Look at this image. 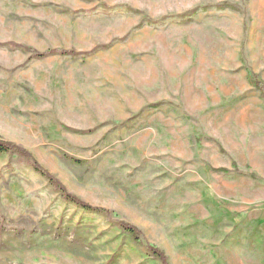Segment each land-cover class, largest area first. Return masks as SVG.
Listing matches in <instances>:
<instances>
[{"label": "rangeland", "instance_id": "rangeland-1", "mask_svg": "<svg viewBox=\"0 0 264 264\" xmlns=\"http://www.w3.org/2000/svg\"><path fill=\"white\" fill-rule=\"evenodd\" d=\"M253 77L264 0H0V141L107 211L0 152V264H264Z\"/></svg>", "mask_w": 264, "mask_h": 264}, {"label": "trees", "instance_id": "trees-1", "mask_svg": "<svg viewBox=\"0 0 264 264\" xmlns=\"http://www.w3.org/2000/svg\"><path fill=\"white\" fill-rule=\"evenodd\" d=\"M106 6V5H105ZM107 9H110L109 7H105ZM31 52H34V56L39 57V58H43L46 55H51V54H61L63 52L61 51H49V52H39L37 53L36 51H34V49H29ZM61 52V53H59ZM66 55H70V56H78L79 54L73 51L70 52H66L64 53ZM252 84L262 93V95L264 96V82H262L261 80H259L256 77L252 78ZM0 152L1 153H15L17 155H19L20 157L24 158L25 161H27L29 163V166L32 167L37 173H39L41 176L47 178L49 180V182L52 184V186H54L55 190L58 191L62 197L69 203H74L77 206L90 211V212H99V211H103V210H97V209H93L92 207H90L88 204L76 199L73 195L69 194L65 188L56 180L54 179V177L46 170L44 169V167H42L30 154H27L23 149L21 150V148H19L18 146L9 143V142H4V141H0ZM103 212H107V211H103ZM122 224V228L123 230H125L136 243L140 242V231L135 228L134 226L131 225H126L125 223H121ZM151 252L153 255H155L156 257H160L163 261H165L163 255H161L158 251V249L156 248H150Z\"/></svg>", "mask_w": 264, "mask_h": 264}]
</instances>
